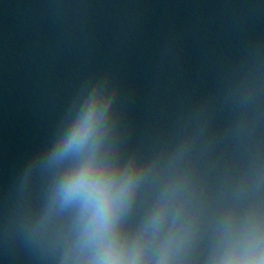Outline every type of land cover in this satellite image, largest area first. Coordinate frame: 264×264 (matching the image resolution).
<instances>
[{"label": "clouds", "instance_id": "obj_1", "mask_svg": "<svg viewBox=\"0 0 264 264\" xmlns=\"http://www.w3.org/2000/svg\"><path fill=\"white\" fill-rule=\"evenodd\" d=\"M107 108L99 95L90 96L43 160L54 173L47 213L71 210L74 217L61 264H179L199 227L193 210L197 138L179 140L164 162L167 180L159 199L129 232L126 217L150 169L133 161L121 166L109 154ZM227 191L209 264H264V153L238 146Z\"/></svg>", "mask_w": 264, "mask_h": 264}]
</instances>
